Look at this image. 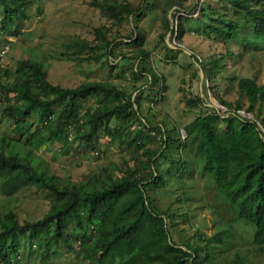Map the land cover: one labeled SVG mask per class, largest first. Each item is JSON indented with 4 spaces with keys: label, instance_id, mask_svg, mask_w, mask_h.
<instances>
[{
    "label": "rangeland",
    "instance_id": "374dc122",
    "mask_svg": "<svg viewBox=\"0 0 264 264\" xmlns=\"http://www.w3.org/2000/svg\"><path fill=\"white\" fill-rule=\"evenodd\" d=\"M207 3L243 24V16L224 0H28V18L11 27L14 35H0V53L8 46L0 55V134L18 137L13 131L14 120L5 117L2 109L15 100L14 94L5 89L17 80L20 59L39 62L52 84L74 88L98 82L124 91L136 107V102L141 107L138 121L114 115L108 125L99 126L93 146L88 147L85 141L76 139L77 131L87 130V119L99 105L112 107L118 100L105 101L99 94L83 102L78 124L34 151L41 166L61 186L91 190L122 176L149 177L147 158L160 153L164 126L174 125L175 136L183 140L184 126L198 115L231 116L239 106L241 110L236 113L242 117L253 115L264 132L260 120L264 118V97L251 103L237 87L240 77H250L257 85H264V45L246 47L240 41L223 43L209 37L197 23L201 7ZM125 7L135 10L128 13ZM181 28L185 33L180 37ZM239 32L243 34L245 29L241 27ZM134 34V41L120 43ZM109 42L114 58L106 54ZM142 51L144 55H140ZM221 56L222 65L208 74V60ZM133 68L137 70L135 74ZM152 73L162 79L149 81ZM105 126L133 140L146 136L148 155L144 149L106 135ZM181 149L174 146L172 155L181 152L191 165L189 150ZM172 172L171 168L164 172L166 183L149 193L159 210H186V216L173 228L174 239L197 245L220 230H229L230 239L210 244L213 257L206 264H232L237 257L239 264H264V248L252 242L253 227L237 218L236 208L224 193L193 167L192 173L182 177V200ZM50 200L48 191L37 183H29L10 196L0 191V215L12 211L19 223L36 221L43 217ZM23 244L18 264H97L78 259L73 253L41 259L35 241Z\"/></svg>",
    "mask_w": 264,
    "mask_h": 264
},
{
    "label": "trees",
    "instance_id": "16d2710c",
    "mask_svg": "<svg viewBox=\"0 0 264 264\" xmlns=\"http://www.w3.org/2000/svg\"><path fill=\"white\" fill-rule=\"evenodd\" d=\"M224 1L243 16V24L227 18L207 3L206 7H201L197 19L202 30L223 43L236 40L246 47L264 45V0ZM0 6V35H14L11 27L28 18V0H0ZM124 9L128 13L135 10ZM241 27L245 29L243 34L239 32ZM183 33L181 28L178 35L181 37ZM134 39L135 34L120 43L127 44ZM110 44H106V54L114 58ZM140 55H144V51ZM223 57L209 59L210 67L206 72L212 74L213 69L222 65ZM132 70L134 74L137 72L135 68ZM16 75L17 80L5 89L6 93L14 94L15 100L3 107L2 114L14 120L13 131L18 137L0 134V191L10 196L29 183H37L48 191L51 200L43 217L36 221L19 223L12 211L3 217L0 215V264H18L24 241H35L41 259L45 260L73 253L78 259L97 264H206L212 261L210 244L230 239L229 230H220L197 245L175 240L173 228L186 216V210L166 212L152 203L149 190L157 191L166 183L164 172L170 168L182 200V177L192 173L193 167L211 180L236 208L237 218L253 227L252 242L259 249L264 248V132L253 115L252 120L240 116L236 113L241 110L239 106L233 109L231 116L198 115L184 126L183 140L175 136L174 125L164 126L160 153L147 158L149 177L122 176L102 188L83 190L73 185L61 186L41 166L34 151L77 125L82 104L92 95L101 94L105 101L116 98L118 102L112 107L99 105L87 119V130L77 131L76 139H82L88 147L93 146L99 126L107 124L114 115L138 121L139 103H135L137 108L124 91L98 82L74 88L52 84L36 61L18 60ZM161 79L152 73L149 81L154 83ZM237 87L251 103L264 97V85H257L250 77L238 78ZM260 120L264 127V118ZM146 126L145 123L144 128ZM104 129L106 135L144 149L147 154L146 136L133 140L123 132L112 131L109 126ZM176 145L181 150H189L191 165L181 152L172 155ZM161 167L165 168L159 170ZM72 241L78 243L74 245ZM232 264H239V258Z\"/></svg>",
    "mask_w": 264,
    "mask_h": 264
},
{
    "label": "built area",
    "instance_id": "2783aa9c",
    "mask_svg": "<svg viewBox=\"0 0 264 264\" xmlns=\"http://www.w3.org/2000/svg\"><path fill=\"white\" fill-rule=\"evenodd\" d=\"M7 49H8V46H5L4 49L1 51L0 55L2 56L3 54H5V52L7 51ZM238 113L241 115L240 112H238ZM246 117L249 118V119H251V120L253 119L252 115H250V114H248Z\"/></svg>",
    "mask_w": 264,
    "mask_h": 264
}]
</instances>
